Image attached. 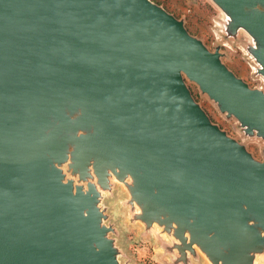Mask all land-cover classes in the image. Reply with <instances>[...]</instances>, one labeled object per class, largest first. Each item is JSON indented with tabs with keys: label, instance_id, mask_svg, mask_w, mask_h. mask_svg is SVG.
<instances>
[{
	"label": "water",
	"instance_id": "95a60500",
	"mask_svg": "<svg viewBox=\"0 0 264 264\" xmlns=\"http://www.w3.org/2000/svg\"><path fill=\"white\" fill-rule=\"evenodd\" d=\"M206 1L210 44L156 0H0V264H143L124 230L264 264V0Z\"/></svg>",
	"mask_w": 264,
	"mask_h": 264
},
{
	"label": "rangeland",
	"instance_id": "374dc122",
	"mask_svg": "<svg viewBox=\"0 0 264 264\" xmlns=\"http://www.w3.org/2000/svg\"><path fill=\"white\" fill-rule=\"evenodd\" d=\"M161 1L164 6L174 12L177 16L185 15L187 20L188 29L203 37L204 40L210 44L214 35L211 30L212 17L216 13L215 9L206 1L198 0L191 2V0H156ZM231 60L227 61V64L235 70V72L250 83H255L249 76L250 67L248 63L241 58L239 52L230 53ZM193 91L197 96V90L193 86ZM203 106L207 109L211 117L219 122L221 126L228 129L230 133H233L231 124L222 119L212 105L203 97L197 96ZM249 148L258 155V146L256 144H249ZM135 230L126 231L124 230L123 243L126 244L129 251L135 255L136 261L143 262V264H160L153 257V241L143 240L140 242L133 241Z\"/></svg>",
	"mask_w": 264,
	"mask_h": 264
},
{
	"label": "flooded vegetation",
	"instance_id": "af4514ba",
	"mask_svg": "<svg viewBox=\"0 0 264 264\" xmlns=\"http://www.w3.org/2000/svg\"><path fill=\"white\" fill-rule=\"evenodd\" d=\"M196 1H198V0H191V2H196ZM234 70V69H233ZM235 71V70H234ZM239 75V74H238Z\"/></svg>",
	"mask_w": 264,
	"mask_h": 264
},
{
	"label": "trees",
	"instance_id": "16d2710c",
	"mask_svg": "<svg viewBox=\"0 0 264 264\" xmlns=\"http://www.w3.org/2000/svg\"><path fill=\"white\" fill-rule=\"evenodd\" d=\"M157 2H159V1H157ZM161 2V1H160Z\"/></svg>",
	"mask_w": 264,
	"mask_h": 264
}]
</instances>
